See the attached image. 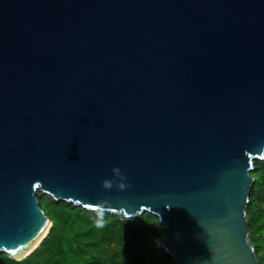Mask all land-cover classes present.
<instances>
[{
  "label": "water",
  "instance_id": "1",
  "mask_svg": "<svg viewBox=\"0 0 264 264\" xmlns=\"http://www.w3.org/2000/svg\"><path fill=\"white\" fill-rule=\"evenodd\" d=\"M263 158L264 0H0L8 258L48 234L44 194L155 215L171 264H259L246 205ZM114 167L130 188L101 186Z\"/></svg>",
  "mask_w": 264,
  "mask_h": 264
},
{
  "label": "trees",
  "instance_id": "2",
  "mask_svg": "<svg viewBox=\"0 0 264 264\" xmlns=\"http://www.w3.org/2000/svg\"><path fill=\"white\" fill-rule=\"evenodd\" d=\"M246 214L249 239L259 264H264V158L254 161ZM52 225L40 245L26 258L13 260L0 252V264H171L172 257L157 245L163 233L155 215L143 213L131 222L65 201L39 196Z\"/></svg>",
  "mask_w": 264,
  "mask_h": 264
},
{
  "label": "clouds",
  "instance_id": "3",
  "mask_svg": "<svg viewBox=\"0 0 264 264\" xmlns=\"http://www.w3.org/2000/svg\"><path fill=\"white\" fill-rule=\"evenodd\" d=\"M111 173H112L111 179H105L102 181L101 186L105 190H110L113 187H115L119 191H124L125 189L131 187V185L126 182L127 177L121 173V170L119 168H115V167L112 168ZM96 207L99 209V215H98V219L96 221V224L98 227H103L104 226V218L103 217H104V211H105L104 202H101Z\"/></svg>",
  "mask_w": 264,
  "mask_h": 264
},
{
  "label": "bare ground",
  "instance_id": "4",
  "mask_svg": "<svg viewBox=\"0 0 264 264\" xmlns=\"http://www.w3.org/2000/svg\"><path fill=\"white\" fill-rule=\"evenodd\" d=\"M38 245H39V241L36 242L35 244H33L26 252H24L23 254L19 255L18 257H24L25 255H27L30 252H32Z\"/></svg>",
  "mask_w": 264,
  "mask_h": 264
}]
</instances>
